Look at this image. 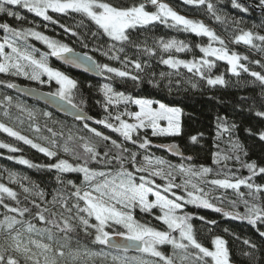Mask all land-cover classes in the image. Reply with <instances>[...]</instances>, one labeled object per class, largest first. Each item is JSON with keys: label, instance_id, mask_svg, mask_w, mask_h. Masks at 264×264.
<instances>
[{"label": "trees", "instance_id": "16d2710c", "mask_svg": "<svg viewBox=\"0 0 264 264\" xmlns=\"http://www.w3.org/2000/svg\"><path fill=\"white\" fill-rule=\"evenodd\" d=\"M171 4L180 13L190 19L202 21L209 28L214 30L226 43L229 52L237 53L241 57H247V60L240 62L246 64L249 72H241L239 76L230 71V65L227 61L215 60V66L206 71V76L215 78L222 76L225 80L224 85H209L207 80L198 75L189 73L187 69L181 67L179 70L172 69L168 65H164L161 60L169 54H180L187 58H198L203 55L200 47L209 42L208 37L198 36L194 33L185 32L176 28H169L166 25L156 22L145 27L130 29L129 33L135 45L121 44L113 42L102 32H98L97 27L93 22L83 18L79 14L62 15L52 13L54 16L52 21H45L41 17H37L34 13L23 9L20 6H6L11 11L18 13L20 18L7 15L0 12V24H8L10 27L19 30L34 29L43 34L68 44L74 50L87 53L89 56L97 60L99 64H108L111 67L120 68L138 74L140 79L133 81L128 77H119L111 74V79H96L77 70L65 67L58 63L54 57H49V65L59 68L77 81L78 91L75 95L74 102L81 103L83 111L88 113L93 120L88 121L91 127L101 129L107 136L117 140L118 143H123L125 147L131 151L138 153L137 162H143L144 155L162 157L166 161L174 165L184 164L194 168L209 167L212 168V173L208 174L206 179H223L228 172L234 173L235 177L246 178L251 174L243 165L255 163L257 169L264 167V140L259 138V133L264 131V117L257 113L264 112V84L251 76L252 71L260 72L264 75V51L259 48H253L243 43H235L234 37L242 30H251L258 35H264V11L256 10L252 5L235 0L248 9L244 12L241 8L234 7V0H209L214 5V10L217 15L222 17V20L217 21L213 14L209 12L206 6L189 5L185 0H161ZM250 3L259 5V0H248ZM116 6L131 7L142 3L143 0H105ZM147 10L155 11L150 4L146 5ZM63 26L73 28L79 35L73 36L65 32ZM92 32H97V36H91ZM8 33L0 28V38H4ZM163 38L165 41L175 39L183 41L190 46L185 52L165 53L159 47V40ZM115 43V48L112 45ZM259 44L260 42L254 41ZM19 46L25 44L37 49L36 56L50 51L42 41L36 40L34 37H29L27 41H19ZM86 45V46H85ZM123 47L124 51L119 52L116 49ZM145 48L155 49L154 54L145 51ZM10 49V48H6ZM108 54L105 55L104 53ZM119 56L120 59H113V56ZM125 57L131 60H139L142 64H146L143 71L135 70L130 63L125 66ZM209 59H215L209 57ZM259 60L257 64L255 61ZM165 73V76H161ZM44 79H47V77ZM9 83H20L29 86L37 87L49 92H55L57 85L53 82L49 84H39L38 81L30 80L23 75H14L13 73H0V101H5V97H12V107L6 109V102L0 103V122L7 124L10 127L20 131L23 135L33 139L34 142L40 143L42 146H49V140H55L58 147L56 157H48L46 154L39 152L38 149L32 148L14 137H10L7 133L0 130V141L10 144L19 149L17 152H12L6 148H0V183L12 188L17 192L19 204L10 197H5L4 203L10 207H27L29 212L25 214L23 219L30 221L37 228H52V239L48 235L43 236L35 234L41 240H45L53 249L55 254L60 246L63 245L65 255L58 257L59 264H120V261H113V256L127 257L129 260L141 259L145 256L149 264H164L160 258L153 257L151 254L131 253L119 250H111L107 246L98 245L93 242L92 235H86L81 227H77L75 232H69L68 237H64V233L57 231L55 227L46 221H40L36 215L38 209L32 204V200L40 205V210L45 207L52 208L50 202L52 197L57 192L68 198V206L72 207L76 203L71 193L74 189L67 184V181H74L77 186L83 187V173L68 172L59 173L56 169L46 167L47 165L58 162V159L68 160L72 164H82L83 160H77L70 153L63 151V145L69 134L74 137L83 136L91 140L97 145V150L103 153L106 147L104 142L94 138L91 133L82 128V122L76 119H71L67 116L60 115L49 107L28 100L15 93L12 88L7 85ZM110 83L113 89L117 92H124L133 98H148L162 102L166 105L179 106L182 108L180 121V133L178 135H160L153 136L151 129L141 130L137 143L133 145L131 142H125L123 137L110 129H106L103 125H97L96 119H104L109 113L115 115L119 112L127 110L135 111L137 106L125 105L121 102L118 105H108L107 111L104 105L106 98L101 91L102 85ZM16 104L23 105L26 109L33 110L36 116L29 119L27 112H22L16 108ZM7 110L8 115H5ZM44 112H50L51 118L42 115ZM111 122V121H110ZM36 126H39L40 131H35ZM51 129L52 131H48ZM227 129V130H225ZM62 133V135H61ZM197 137L196 141H192L191 137ZM47 137V140L42 139ZM147 137L151 144H171L175 143L179 146L182 152L190 157L175 158L170 156L166 151L152 147L150 144L147 149L139 147V143L143 138ZM134 139H137L134 136ZM84 141L75 140L69 143V147H74L80 156L84 155V149L81 146ZM238 142L241 145L239 152H233V144ZM116 150L112 149L115 154ZM217 154L221 156L232 157L227 161H221L216 164L214 161ZM239 155L237 161L235 156ZM30 161L36 167H30L19 162L20 158ZM88 167L94 170L113 172L117 170L118 165L113 162L111 165H105L96 161H90ZM129 170L132 169L130 164L126 165ZM219 173V175H218ZM141 173H138L140 175ZM11 175V179L9 178ZM59 176V180L57 177ZM156 184L165 185L167 181L160 177L155 178ZM182 175L175 176V183L182 182ZM256 185H264V174L257 171V175L252 177L251 181ZM23 186V187H22ZM38 186V188L36 187ZM24 187L32 190L31 193H25ZM205 191H210L211 202L217 207L223 208L225 211L245 212L244 205L240 203L237 191L233 189H223L218 186H210L201 184ZM44 193V198L41 199L36 195L37 191ZM163 191V189H161ZM179 195L187 198L186 192L181 189H174ZM239 192L245 193V199L248 197L249 190L245 186H241ZM170 195V194H169ZM258 199L254 202L264 206V192L257 194ZM25 197H28L25 199ZM236 201V207L232 205V201ZM83 206V201L80 202ZM55 212H64L59 204L52 208ZM182 213L189 214L191 217L190 223L193 225L194 234L198 242L203 246L213 249L212 241L219 236L226 240L229 251V259L232 264H264V237L260 235L264 232V223L258 222L256 225L250 224L246 220L236 219L235 217L225 216L223 212H216L214 209L199 207L197 205L185 203ZM5 215H16L11 213L2 205H0V221H3ZM47 218L48 214L45 213ZM65 217L69 213L64 212ZM71 215H75V209ZM161 215L158 209H153L152 212H144L139 207L133 210V216L140 223L147 224L158 230H167V226L163 221L157 219ZM203 217L204 219H200ZM59 219V217H57ZM94 218L90 221L93 223ZM215 221V224L208 223ZM62 222V221H61ZM76 223L75 221H72ZM19 227V226H18ZM92 231L91 229L89 230ZM177 235V232L173 233ZM6 233L0 231V245L5 243ZM245 240L249 243H245ZM255 245L253 248L251 245ZM85 250L97 253H106L107 255L86 256ZM165 256H173L174 251L179 253L180 250L175 249L171 244H164L158 247ZM191 251V250H190ZM79 252L80 256L73 259V254ZM174 264H186L180 260L179 256L175 257ZM209 264H211L209 258Z\"/></svg>", "mask_w": 264, "mask_h": 264}, {"label": "snow or ice", "instance_id": "6c2138e0", "mask_svg": "<svg viewBox=\"0 0 264 264\" xmlns=\"http://www.w3.org/2000/svg\"><path fill=\"white\" fill-rule=\"evenodd\" d=\"M185 3L206 6L207 10L213 14L217 21L222 20V17L216 14L214 5L209 0H185ZM147 4L155 7L156 10H146ZM9 5L20 6L34 13L37 17L53 23H58V21H54L49 12L62 15L79 14L93 22L98 32H102L113 42H119L122 45L126 43L134 47H138V45L134 44L129 30L159 22L169 28H176L198 36L208 37L210 41L207 46L200 47L203 55L199 59L183 60L169 55L166 59L162 58L161 62L164 65L176 70L183 67L189 73L206 79L209 85L225 84L222 76L215 78L206 76V71L211 70L215 66V60L227 61L230 65V71L237 76L241 72H249L247 65L240 62L242 59L247 60L246 56L241 57L237 53H230L225 41L214 30L202 21L181 15L169 4L161 2V0H145V2L131 7L116 6L110 2H105V0H0V12L20 18L18 13L6 7ZM258 6L264 8V0H259ZM234 7L241 8L244 12L248 11L243 5L235 3V0ZM62 27H64L65 32L73 36L79 35L71 27L63 25ZM0 28L8 33L4 37L3 42H0V73L23 75L30 80L38 81L41 85H51L55 82L57 85L56 91L47 94L51 102H62L68 109L74 110L76 120L82 122V128L85 131L91 133L94 138L104 142L106 146L110 145L101 153L97 150V145L91 140L83 136L74 137L71 133L69 134L62 146L63 151L70 153L77 160H83V163L74 165L69 163L68 160L58 159V162L46 167L56 169L59 173H83V187L77 186L74 181H67V184L74 189L71 196L75 198L76 203L72 207L68 206V198L62 192H57L53 195L52 200L47 202L52 205V208L59 204L64 212L69 213L67 217H65L64 212L58 213L52 211V208L45 207L40 210V205L36 204L35 200H32V204L38 209L36 213L38 219L40 221L47 220V223L55 227L57 231L64 233L65 238L68 237L69 232H75L77 227L82 226L84 233L92 235L93 242L98 245L107 246L110 249H123L125 252L128 249L135 248L142 253H150L151 256L160 258L164 261V264H174L176 256H179L180 260L186 262V264H209V258L211 264H230L226 240L219 236L215 237L212 241L214 250L203 246L198 242L194 234L193 225L190 223L191 217L188 214H182V210L185 203H188L214 209L216 212H223L225 216L246 220L252 225H256L258 222L264 223V206L254 202L258 199L257 194L264 192V185H256L250 182L252 177L257 175V171L260 174H264V167L257 169L255 163H249L243 165L249 170L251 174L249 177H235L234 173L228 172L223 179L208 181L206 177L213 171L209 167L194 168L184 164L174 165L162 157H152L150 155H144L143 162L138 164V153L131 151L123 143H118L117 140L90 126L88 121L93 118L88 117L84 113L81 107L83 101L80 103L74 102L78 91L77 81L64 72L52 68L49 65V57H57L66 64L96 71L100 75L105 76L106 79H111V74H115L122 78L128 77L133 81H138L140 79L138 74L134 75L130 71L111 67L108 64L96 63L87 53L75 55L74 49L69 47L68 44L34 29L19 30L10 27L8 24H0ZM97 34V32H92L91 36L96 37ZM29 37L42 41L50 51L40 53L39 58H37V49L27 44L23 47L19 46V41H27ZM257 40L260 42L259 44L254 43ZM234 42L243 43L264 51V35L255 34L251 30L245 31L241 29L239 34L234 37ZM158 43L165 53H169L172 50L185 52L190 48L185 42L175 39L165 41L161 38ZM215 43H218L220 47L214 46ZM6 47L10 48L11 52H5ZM112 47L115 48V43ZM116 51L123 52L124 48L120 47ZM145 51L154 54L155 49L145 48ZM104 54L107 55L108 53L105 52ZM209 57L215 59H209ZM112 58L120 59L118 55ZM124 63L125 66L130 63L137 71H143L146 66L139 60L129 61L127 57H125ZM255 63L259 64L260 61L257 60ZM250 74L264 84V75L260 72L252 71ZM45 76L47 79L43 78ZM161 76H165V73H161ZM7 86L9 88L16 87L13 83H9ZM101 91L106 98V104L104 105L106 111L108 105H118L121 102L125 105L131 103L139 106L138 111H128L126 108L123 112L115 115L109 113L104 119L95 120L97 125H103L106 129L118 133L125 142H131L135 145L140 138V131L146 129H151L153 136L178 135L180 133L179 117L181 110L179 108H170L162 103L154 108L152 107L153 101L134 99L124 92H117L110 83L103 84ZM4 102H6V109L12 107V97H5V101H0V103ZM15 107L22 112H27L29 119H33L36 116L33 110L26 109L21 104H16ZM5 115H8L7 110ZM42 115L51 118L52 114L44 112ZM257 115L264 117V112L257 113ZM130 120L133 122H129ZM161 120L167 121V127L160 125ZM0 130L7 133L10 137H14L32 148L38 149L39 152L46 154L48 157L57 156V151L54 149L58 145L55 140H49V146L46 147L34 142L33 139L21 134L20 131L3 122H0ZM35 131H40L39 126H36ZM48 131L51 132L52 130L48 129ZM134 136L137 139H134ZM259 138L264 140V131L259 133ZM42 139L47 140L48 138L43 137ZM77 139L84 141L81 145L84 149L83 156H80L74 147H69V143ZM191 139L196 141L197 137L193 136ZM150 144L151 141L144 137L142 142L139 143V147L147 149ZM166 147L170 152L177 150L176 145H167ZM0 148L9 149L12 152L19 151L18 148L3 142H0ZM112 149L116 150L115 154L112 153ZM232 150L233 152H239L241 145L238 142L234 143ZM231 158L217 154L214 162L220 164L221 161H227ZM188 159L191 158L189 157ZM235 159L239 161V155H236ZM90 161L105 165H111L115 162L118 168L114 172L111 169L98 171L88 167ZM19 162L30 167H36V165L31 164L29 160L22 157ZM128 164L132 166L131 170L126 167ZM138 173L141 174L138 175ZM178 174L184 177L179 184L175 183V176ZM157 177L167 181V183L165 185L156 184L155 178ZM9 178H12L11 175ZM57 179L59 180V176ZM201 184L236 190L240 203L244 205L245 212L225 211L223 208L217 207L211 202L210 191H205L203 187H200ZM242 185L249 190V198L247 199H245V193L238 191ZM36 187L38 188V186ZM181 188L186 192L187 198L183 195H177L174 191V189ZM23 191L25 193L32 192L28 187H24ZM36 195L41 199L44 198L42 191L38 190ZM150 196L154 197V199L150 200ZM5 197H10L17 204L20 203L17 199V192L0 183V205L11 213H17L20 218H17L16 215H5L3 221H0V231L6 233L5 243L0 245V264H58V257L65 255L64 246L61 245L60 249L53 254V249L49 244L32 238V234L35 233L41 236L47 234L48 238L52 239V228H37L30 221L23 219L25 214L30 211L29 208L10 207L4 203ZM27 198L25 197V199ZM81 201H83V206H81ZM231 203L235 208L236 201L234 200ZM137 207L144 212H152L153 209H158L161 215L157 219L163 221L167 226V230H158L137 221L133 216V210ZM73 208L75 209V215H71ZM45 213L50 218H47ZM92 218L97 223H90ZM200 219L203 220L204 218L200 217ZM208 223L215 224V221H209ZM90 229L92 230L91 232L89 231ZM175 232H178V237L173 235ZM260 235L264 237V232H261ZM118 237H123L124 242L118 240ZM245 243L247 244L249 241L245 240ZM164 244H171L174 250L178 249L180 252L174 251L173 256H165L158 250V247ZM251 246L255 247L254 244ZM34 248L36 249L35 251L33 250ZM84 255L97 256L107 254L85 250ZM79 256L80 253L77 252L73 254V259L75 260ZM117 260L120 261V264H148L147 261L142 259L130 261L127 257L113 256V261Z\"/></svg>", "mask_w": 264, "mask_h": 264}, {"label": "water", "instance_id": "95a60500", "mask_svg": "<svg viewBox=\"0 0 264 264\" xmlns=\"http://www.w3.org/2000/svg\"><path fill=\"white\" fill-rule=\"evenodd\" d=\"M236 1H240V2H242L244 4L245 3L250 4L258 11H264V8H261L258 5L250 3L248 0H236ZM74 54L75 55H83L84 52L78 51V50H74ZM54 59L56 61H58V63L64 65L65 67H68V68L70 67L71 69H74V70H77L79 72H82V73H84L86 75H89V76H91L93 78H96V79H102L103 78V76L100 75L96 71L87 70L85 67H77L75 65L66 64V63H64L62 60H60L57 57H54ZM92 60L94 62L98 63L97 60L94 59L93 57H92ZM15 85H16V87L12 88V90L15 93H17V94H19V95H21L23 97H26L28 100H33V101L39 102V103L49 107L51 110L55 111L56 113H58L60 115L67 116V117H69L71 119H76L75 115H74V110L68 109L62 102L61 103L51 102L50 98L47 96V94L50 93L49 91H45V90H42V89H38L37 87H34V86H29V85L20 84V83H15ZM84 113L88 117H91L85 111H84ZM92 120L93 119H91L89 121H92ZM151 145H152V147H156L158 149L166 151L170 156H173L175 158H189L187 155H185L182 152V150L179 148V146L177 144H175V143L168 144V145H176L177 146V150H174V151H171V152L168 150V148L166 147L167 145H165V144H161V143L154 144L153 143ZM117 239L120 240L121 242H124V238L123 237H118ZM112 250H117V249H112ZM119 251H124V250L120 249ZM127 252L140 253V251H138L135 248L128 249Z\"/></svg>", "mask_w": 264, "mask_h": 264}, {"label": "rangeland", "instance_id": "374dc122", "mask_svg": "<svg viewBox=\"0 0 264 264\" xmlns=\"http://www.w3.org/2000/svg\"><path fill=\"white\" fill-rule=\"evenodd\" d=\"M161 2H164V3H167L166 1H161ZM167 4H169V3H167ZM171 7H172V5L171 4H169ZM152 8H155V7H153V6H151ZM147 10V9H146ZM148 11H151V10H148ZM49 15H51L53 18H54V16L52 15V13L51 12H49ZM194 20V19H193ZM205 24V23H204ZM206 25V24H205ZM3 39L4 38H0V42H3ZM210 42V41H209ZM208 42V43H209ZM207 43V44H208ZM207 44H205V45H202V46H207ZM214 46H216V47H220V45L218 44V43H215L214 44ZM7 48V47H6ZM5 48V52H11V49H6ZM175 52V50H172L171 52ZM170 53V52H169ZM175 53H177V52H175ZM169 55H172V56H174L175 58H178V59H183V60H192L193 58H187V57H185V56H183V55H180V54H169ZM169 55H167L164 59H166V58H168V56ZM200 57H198V58H195V59H199ZM52 67V66H51ZM52 68H54V69H57V70H59V71H61V72H64V71H62L61 69H59V68H55V67H52ZM65 73V72H64ZM66 75H68L67 73H65ZM69 76V75H68ZM44 78V77H43ZM45 78H46V76H45ZM71 78V77H70ZM73 79V78H72ZM138 98V97H137ZM137 98H134V99H137ZM139 99H148V98H139ZM148 100H151V101H153V104H152V107H154V108H156V107H158L159 106V104H161L162 102H159V101H155V100H152V99H148ZM162 104H164V103H162ZM130 105H135V104H131L130 103ZM164 105H166V104H164ZM135 106H137V109L135 110V111H138L139 110V106L138 105H135ZM167 107H170V108H179L180 110H181V112H180V117H179V120L181 121V115H182V108L181 107H179V106H171V105H166ZM128 111H130V110H128ZM134 112V111H133ZM125 119H128L127 117H124ZM111 122H113V121H111ZM129 122H133V121H129ZM160 125L162 126V127H167V121H164V120H161L160 121ZM16 130V129H15ZM97 130L98 131H100V132H102L103 134H105L101 129H98L97 128ZM22 134V133H21ZM0 142H3L4 143V141H0ZM154 157H157V155L156 156H154ZM158 157H159V155H158ZM179 183H181V182H178V184ZM177 193V192H176ZM177 195H179V193H177ZM149 199L151 200V199H154V197H149ZM182 214H185V213H182ZM189 215V214H188ZM62 223V222H61ZM93 223H97L96 221H94ZM177 237H178V232H177V235H176ZM32 238L33 239H36V240H39V241H41L42 243H46L47 244V242L45 241V240H41L40 238H38L37 236H35V233L34 234H32ZM222 238V237H221ZM224 239V238H223ZM34 251L36 250L35 248L33 249ZM212 250H214V246H213V249ZM144 254H150V253H144ZM145 258H147V257H145V256H142L141 257V259L142 260H144V261H148V259H145ZM229 262H230V264H232L231 263V261H230V259H229ZM59 264V263H58ZM149 264V263H148ZM153 264V263H152Z\"/></svg>", "mask_w": 264, "mask_h": 264}, {"label": "flooded vegetation", "instance_id": "af4514ba", "mask_svg": "<svg viewBox=\"0 0 264 264\" xmlns=\"http://www.w3.org/2000/svg\"><path fill=\"white\" fill-rule=\"evenodd\" d=\"M238 2H240V1H238ZM245 5V4H244Z\"/></svg>", "mask_w": 264, "mask_h": 264}]
</instances>
